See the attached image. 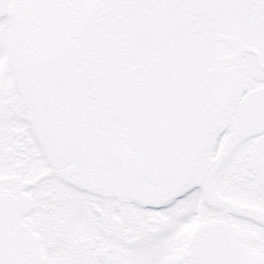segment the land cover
Instances as JSON below:
<instances>
[{
  "label": "snow or ice",
  "instance_id": "obj_1",
  "mask_svg": "<svg viewBox=\"0 0 264 264\" xmlns=\"http://www.w3.org/2000/svg\"><path fill=\"white\" fill-rule=\"evenodd\" d=\"M0 264H264V0H0Z\"/></svg>",
  "mask_w": 264,
  "mask_h": 264
}]
</instances>
